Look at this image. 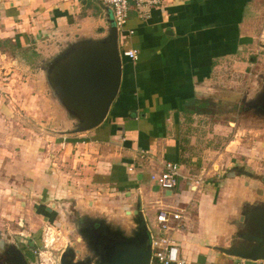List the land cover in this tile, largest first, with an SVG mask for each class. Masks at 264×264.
Masks as SVG:
<instances>
[{
    "label": "crops",
    "instance_id": "0c3cea01",
    "mask_svg": "<svg viewBox=\"0 0 264 264\" xmlns=\"http://www.w3.org/2000/svg\"><path fill=\"white\" fill-rule=\"evenodd\" d=\"M160 1L146 20L131 11L118 31L111 10L96 0H0V229L21 221L29 199L41 204H35L38 213L48 220L62 202L78 218L112 230L129 225L125 213L136 204L148 229L163 204L177 205L184 218L171 235L185 264H251L218 249L238 246V237L249 235L244 214L264 207V182L255 179L264 178V149L240 148L221 158L223 153L195 150L187 133L209 97L219 108L222 94L238 99L241 84L240 100L255 97L260 84L251 86L250 70H259L261 82L264 0ZM110 25L117 31L122 74L105 121L80 134L24 128V106H34L29 98L37 100L31 119L38 125L51 107L43 75L33 70H43L45 57L78 40L103 37ZM127 50L135 51V60L123 56ZM27 51L40 61L24 69ZM29 69L38 93L24 97ZM245 71L250 73L238 82ZM207 155L212 176L194 189L189 174L205 168ZM165 162L180 166L170 194L150 180Z\"/></svg>",
    "mask_w": 264,
    "mask_h": 264
},
{
    "label": "water",
    "instance_id": "95a60500",
    "mask_svg": "<svg viewBox=\"0 0 264 264\" xmlns=\"http://www.w3.org/2000/svg\"><path fill=\"white\" fill-rule=\"evenodd\" d=\"M96 1L100 9L107 10L106 6ZM107 23H111L110 20ZM51 57L53 66L46 73L41 71L45 94L49 97L52 109L57 112V120L52 123L56 126L51 132L56 135L80 134L100 126L105 121L121 84L122 56L118 49L116 29L110 25L103 37L78 40L68 49L55 51ZM55 59L58 60L57 64ZM255 97L262 101L260 105L263 107L264 86ZM125 216L129 225L119 226V238L114 235L107 241L96 244V249L93 247V254L96 256L93 264H150V232L140 211V204L130 208ZM242 220L249 235L239 236L238 246L218 250L250 262L264 261V207L249 209ZM104 227L110 235L116 233L110 226ZM77 229H81L80 226ZM79 241L76 240L77 243ZM82 244L90 243L83 239ZM72 245H67L59 258V264H71L68 255ZM12 253L17 257L9 251L5 252V255L14 256L8 258L9 261L16 264L23 261L24 264L18 250L14 249ZM73 253L76 256L78 252L75 250Z\"/></svg>",
    "mask_w": 264,
    "mask_h": 264
},
{
    "label": "rangeland",
    "instance_id": "374dc122",
    "mask_svg": "<svg viewBox=\"0 0 264 264\" xmlns=\"http://www.w3.org/2000/svg\"><path fill=\"white\" fill-rule=\"evenodd\" d=\"M256 56L261 57V55ZM37 59L40 61V58H37L36 54H32L31 51L24 52V69L30 67V65L35 66L36 61H38ZM262 59L264 60V56ZM44 60L45 62L43 63L45 64L43 70H33L34 72L44 71L46 73L47 70H50L53 66L52 57H45ZM57 63L58 60L55 59V64ZM31 71L32 70L30 69L28 72L24 71V97H27V95L29 96L30 93L33 94V96H36L38 93V91L36 92L35 88L31 86L32 81H35L31 77ZM250 72L252 76L255 75V77L252 78L253 82H251V86L255 88V82H259L260 86L257 88L259 89L258 91H260L263 85L260 80H258L257 72H259V70H250ZM250 72H243L241 78L239 75L238 78L240 80L238 82L243 81V78L246 77L244 75H248ZM241 86L242 84L237 87L236 91L238 99H232V97L231 99H228L226 94H222L220 97L222 98V105L219 108L215 105L216 101H212V97L202 101L203 103L205 102L204 104H207L203 108L204 115H200L199 118L194 119V123L188 125L191 129V133L188 132L187 135L190 137V141L195 144L193 147L195 150L198 149L199 152L201 150L202 152L216 151L223 153V156H221V158H223L228 156L229 152H238L240 148H245L252 152L264 149V118H260V116H255L256 114L253 112H247V110H244V99L240 100L239 98L242 91L240 88ZM24 99V102H26V98ZM29 100L30 101L27 102L32 103L33 101L34 106L30 107L24 104V116H21L24 120V128H45L46 130H49V133L53 134L51 129L55 127L56 124H52V107L45 108V119L43 118L44 120H42V123H40V119H38V125L35 123V120L31 119L33 118L31 116H36L38 113V107H36L37 100L34 98H29ZM32 111H35V114H33ZM232 120L234 122H232ZM188 126L185 124L184 128H187ZM185 135L186 132L182 133V136ZM214 156L217 159L218 155ZM206 158H208L205 162L206 166L202 171L188 173L191 175L189 178L192 180L190 183L193 187L198 186L196 185V182L200 183L205 178L212 176L213 172H211L210 155H207ZM260 164L264 163L260 162ZM114 197L117 199L118 196L109 198L114 202V200H116ZM33 201L34 199L27 200L26 208L24 207V217L21 221L19 219H13L11 225L7 227H4L3 225L2 229H0V238L3 240L8 239L13 245L17 242L31 245V249L34 251V261L36 264H59V257L62 250H66L67 245L74 242L76 239L75 236L80 239L78 229L76 230V225L73 224V220L70 221L69 218H67L69 215V207H67V204L64 203V205L60 202L58 214L55 213V215H52L51 220H48L46 217H41L38 213L37 205L41 204L33 203ZM162 206L165 205L163 204ZM45 208L50 209L51 207L44 205L43 210ZM148 223L149 225L151 224V222ZM3 228H5V230ZM73 229L75 231L71 232ZM149 229H151L152 232L155 231L152 224ZM75 243L76 246L73 247V249H76L77 246H81L79 242ZM70 251H72V249H70Z\"/></svg>",
    "mask_w": 264,
    "mask_h": 264
},
{
    "label": "built area",
    "instance_id": "2783aa9c",
    "mask_svg": "<svg viewBox=\"0 0 264 264\" xmlns=\"http://www.w3.org/2000/svg\"><path fill=\"white\" fill-rule=\"evenodd\" d=\"M107 6L112 13L113 25L118 31H122L128 20L129 13L134 11L139 19L149 18L150 10L161 5L160 0H98ZM123 56L135 60L134 50L123 52ZM128 172L132 168L127 169ZM180 166L174 162H165L162 167L150 176V180L165 192H171L177 186ZM199 182H196L198 185ZM196 186H194L195 189ZM184 211L177 205H165L158 209L155 220V231L150 232L151 260L150 264H185L179 256V246L172 238V232L181 228ZM251 264H264L258 260Z\"/></svg>",
    "mask_w": 264,
    "mask_h": 264
},
{
    "label": "flooded vegetation",
    "instance_id": "af4514ba",
    "mask_svg": "<svg viewBox=\"0 0 264 264\" xmlns=\"http://www.w3.org/2000/svg\"><path fill=\"white\" fill-rule=\"evenodd\" d=\"M37 62V61H36ZM261 84L264 86V78L261 79ZM260 86V85H259ZM253 100V101H251ZM244 110L247 112H253L254 114H256L255 116H260V118H264V106L262 107L260 104L262 103V101H260V99L257 97L253 98V99H246L244 98ZM253 178V176H252ZM254 179V178H253ZM256 180H260L262 181L263 179L260 178H255ZM77 212L74 213L73 210V206H70L68 209V217L70 221L73 220V224L80 226L81 229L78 230V234L80 236V239L75 236V240L72 245V251H69V262L71 264H93L95 257L93 254V247H95L96 249V244L101 243L102 241H107L108 239H110V237L114 236V237H118L119 238V230L118 229H114L116 230L115 232L117 233H113L112 235H110L107 231V229H105L103 222H94V224H91L92 221H89L85 218H83V216H80L78 218V214H76ZM77 219V220H76ZM77 226H76V230H77ZM83 226H85L86 228H84ZM83 227V228H82ZM75 231L74 229L71 230V232ZM85 239L86 241H89L90 244L88 245H84L82 244V240ZM76 240H80L79 243L81 244V246H77L76 249H73V247L76 246L75 242ZM83 245V246H82ZM31 245L29 244H25L23 242H17L16 244H12L11 242L8 241V239H5L3 242H1L0 244V264H16L13 261H9L8 258H13L15 254H13L12 252L14 251V249L18 250L20 252V255L22 256L23 260H24V264H36L34 261V251H32L31 249ZM77 251L78 253L75 254L73 253V251ZM9 251L11 254L9 255H5V252ZM65 252V250H62V252L60 253V257L61 255ZM76 258H75V257ZM15 257H17V255H15ZM59 257V258H60ZM76 261V263H75ZM21 264H23V261H21Z\"/></svg>",
    "mask_w": 264,
    "mask_h": 264
}]
</instances>
